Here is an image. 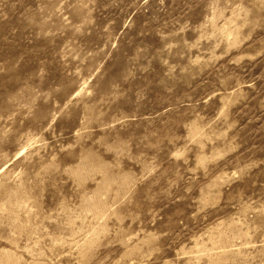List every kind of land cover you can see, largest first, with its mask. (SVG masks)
Returning a JSON list of instances; mask_svg holds the SVG:
<instances>
[{
    "label": "rangeland",
    "instance_id": "1",
    "mask_svg": "<svg viewBox=\"0 0 264 264\" xmlns=\"http://www.w3.org/2000/svg\"><path fill=\"white\" fill-rule=\"evenodd\" d=\"M0 264H264V0H0Z\"/></svg>",
    "mask_w": 264,
    "mask_h": 264
}]
</instances>
